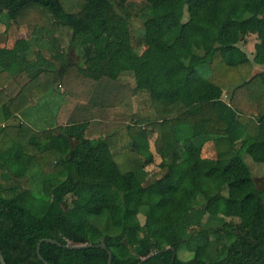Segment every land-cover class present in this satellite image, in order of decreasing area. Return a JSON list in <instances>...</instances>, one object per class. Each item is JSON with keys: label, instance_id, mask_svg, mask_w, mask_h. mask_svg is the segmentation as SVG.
<instances>
[{"label": "trees", "instance_id": "16d2710c", "mask_svg": "<svg viewBox=\"0 0 264 264\" xmlns=\"http://www.w3.org/2000/svg\"><path fill=\"white\" fill-rule=\"evenodd\" d=\"M82 1L80 12L71 14L60 0H0L7 24L25 31L0 45L5 263L43 264L36 245L51 239L103 243L111 264H138L153 252L140 264H264V188H257L244 160H264V71L245 72L264 66V0H141L144 11L135 0ZM32 7L49 12L51 20L42 13L51 27L19 22ZM141 17L139 53L130 26ZM53 27L65 30L79 63L68 65ZM248 36L257 39L252 55L239 46ZM32 46L38 49L30 58ZM16 63L20 68L11 75ZM204 65L209 78L197 71ZM135 74L144 79L156 114L148 127L142 115L146 119L132 129L139 124L131 106ZM63 75L71 79L69 89ZM235 83L239 99L224 95ZM254 83L257 89L245 96ZM75 90L85 97L68 107L62 102ZM44 111L49 129L38 131ZM110 112L111 120L128 118V149L143 159L134 168H120L106 139L88 137L91 125L102 129ZM97 139L99 146L92 143ZM153 154L161 175L140 182L139 170L153 164ZM167 247L175 252L173 263ZM40 254L49 264H107L100 248L42 243Z\"/></svg>", "mask_w": 264, "mask_h": 264}, {"label": "rangeland", "instance_id": "374dc122", "mask_svg": "<svg viewBox=\"0 0 264 264\" xmlns=\"http://www.w3.org/2000/svg\"><path fill=\"white\" fill-rule=\"evenodd\" d=\"M106 1L111 2V0H106ZM60 2H61L63 9L67 13H71V14H76V13L80 12V10L83 6L82 0H60ZM135 3L138 5L136 8H139L141 10L143 9V11L145 10V8L147 6L141 0H135ZM40 9L42 12L47 14L51 20V15L49 14V12L46 9H42V8H40ZM42 12H39L37 9H35L33 7L29 8V10L27 12L23 13V17H21L19 19V22L22 24L39 23L42 25L44 24L47 27H51L50 23L48 22V18ZM143 18L144 17H141L140 20H138V22L135 21L130 26L131 36H132V44H133V47L135 48V50L139 53H141L144 49L142 43H138L139 42L138 37H139L140 31L143 27L142 26ZM7 23H8V19L6 17V14H1L0 15V45H5L8 39H13V38L18 37V36L21 37V36H24V34H25L24 27H15L13 24H7ZM62 28H65V27H62ZM21 29H23V30H21ZM53 29L56 32V35L59 36L60 43H61V50L63 51V49H64L66 51L65 53L67 54L68 65H75L76 63H79V56H78L77 48L75 46H72L68 50V38L65 35V30L60 29V28H55V27H53ZM65 29L68 30L67 28H65ZM256 41H257V39L255 36H248L246 38V42L244 44L243 43L240 44L239 46L248 55H252V53L254 51V44L256 43ZM43 43H45L44 47L47 49L49 54L53 56L55 49L52 48L51 44L48 41H45ZM37 49H38L37 47L32 48V55L30 56V58L34 57V53L37 51ZM56 50L58 51L59 49H56ZM56 66H58V64H56ZM60 67H58V68H60ZM248 68H249V70H248ZM207 70H209V69L207 68ZM207 70H206V65L199 66L197 69L198 73L205 76L206 78H209L210 77L209 74H211V72L209 70V73H207L208 72ZM247 70L252 75H255L258 73V72H255V66H253V67L247 66L245 72ZM72 74H73V72L71 73V75ZM75 76L78 77V80L85 81V79L83 77H81L79 75H75ZM75 76H74V78H75ZM68 78H69V76H67V75H63L61 78L62 83H67V85H66L67 89H69V87H70V82H69L70 78L69 79ZM241 79L243 80V78H241ZM134 84H135V89L133 91V95L131 96V106H132V112H134V113L136 112L135 114H137V116H138L137 121L139 124L132 125L133 126L132 129L135 127H138V125L141 124V121L146 119V118H141L142 115H146L149 117V119H146L145 121H143V123H145L147 121L145 124H143V127L145 125H147L146 127H148L151 124L150 118L156 114V108L150 102V99H149V97L147 95V91H146V83H145L144 79L139 74H135ZM57 85L58 84H56V86ZM237 86H238L237 83H235V85L232 87L228 86L224 90V95H229L231 97L234 96L235 98L239 99V97L241 96L242 93L237 92V88H238ZM260 86H261V91L264 93V82H260ZM256 89H257V84L254 83L247 90L244 89L243 91H244V94L246 96L248 92H252L253 90H256ZM54 93L60 95L61 92L59 90L58 91L55 90ZM72 95H73V98L69 95H68V97H66V101H68L67 103L69 105H73L75 101L82 100L85 97V94H83L82 92H78L76 90L73 91ZM58 99L59 98L56 97V101ZM126 117L116 115L114 117V119L111 120V112H110V113H108L107 123H104V126H102V129L97 127L95 124H92L88 130V137L89 138H92V137H95L98 135V136H100V138H104L107 140V143L113 152L115 161L117 162V164L122 169H129L131 167L134 168L135 164L133 162L138 163V162H140V160L141 161L143 160L138 155H136L134 153V151H131L130 148L128 149L129 144H130L129 131H126L123 127V126H125L126 123H128L127 122L128 118H126ZM244 118L247 120H253L255 118V116L254 115H252V116L245 115ZM47 119L46 120L42 119V122L37 127L38 131H41V126L44 125V121H45V124H48ZM0 125H5V122H1V120H0ZM43 127H44V129H47V130L49 129V127H47V126H43ZM107 131L109 133H106ZM100 140L101 139H97L92 143L94 145H96L98 142L101 143ZM96 146H99V145H96ZM152 151H153V149L151 150V152ZM50 157H51V161H53L54 158L51 155H50ZM153 157H154L153 164L146 166L144 168H140L139 175H138L140 182L144 181V183H150L155 178H157L161 175V171L157 172L158 164L160 163V159H159V157L156 156V154H153ZM244 160H245L246 164H248V166L251 168V173L255 179V183H256L257 188L258 189L264 188V160L259 162L255 158H249V157H245ZM137 168H139V167H137ZM10 171L15 172L13 170H10ZM23 187L25 189L30 188L29 185L27 184V182H23ZM41 213H42V209L38 208L36 211V215H40ZM102 218H103L102 216L99 218L98 217L97 218L91 217L89 219V221L92 223L94 221L103 220ZM139 219H140L141 223L144 222L143 216H140ZM235 222H237V221L235 220ZM212 248L214 249V246H212ZM181 256H183L184 258L185 257L186 258L191 257L190 254H186V253H184V254L181 253Z\"/></svg>", "mask_w": 264, "mask_h": 264}, {"label": "water", "instance_id": "95a60500", "mask_svg": "<svg viewBox=\"0 0 264 264\" xmlns=\"http://www.w3.org/2000/svg\"><path fill=\"white\" fill-rule=\"evenodd\" d=\"M42 243L52 244V245H55L57 247H60V248L66 249V250H83V249H91V248H100V249L105 250L106 253H107V264H111V260H112L111 252L106 248V246L103 243H99V244H70V245H62V244H60V243H58V242H56L54 240H51V239H42L36 245V255H37L38 259L43 264H49V263L46 262L42 258L41 254H40V245ZM169 250L173 251L172 259H171V263H173V260L175 258L174 250L172 248H170V247H167V248H165L163 250V252H167ZM157 254H158V252H153V253L148 254L146 257L141 258L139 260L138 264L147 261L148 259H150L151 257H153V256H155ZM0 264H6L2 254H1V251H0Z\"/></svg>", "mask_w": 264, "mask_h": 264}, {"label": "crops", "instance_id": "0c3cea01", "mask_svg": "<svg viewBox=\"0 0 264 264\" xmlns=\"http://www.w3.org/2000/svg\"><path fill=\"white\" fill-rule=\"evenodd\" d=\"M32 48H34V46H32ZM31 48V49H32ZM16 67H13V69H12V71H11V75L12 74H14V73H16V71L20 68V66L16 63V65H15ZM264 71V66H258V65H255V72H258V73H260V72H263ZM4 82H6V74H4V77H3V79H2V81H1V83H4ZM27 89H29V86L27 87ZM30 90V89H29ZM68 101H65V102H62V103H64V104H66V106H70L68 103H67ZM71 104V103H70ZM62 110V109H61ZM64 110V109H63ZM50 115L47 113V112H43V114H42V119H44V120H46L48 117H49Z\"/></svg>", "mask_w": 264, "mask_h": 264}]
</instances>
